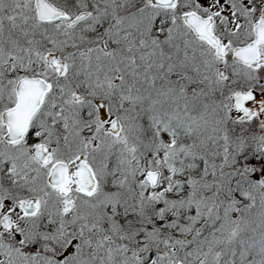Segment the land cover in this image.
<instances>
[{
  "label": "snow or ice",
  "instance_id": "obj_1",
  "mask_svg": "<svg viewBox=\"0 0 264 264\" xmlns=\"http://www.w3.org/2000/svg\"><path fill=\"white\" fill-rule=\"evenodd\" d=\"M0 264H264V0H0Z\"/></svg>",
  "mask_w": 264,
  "mask_h": 264
}]
</instances>
